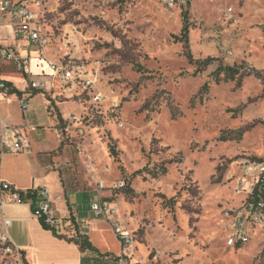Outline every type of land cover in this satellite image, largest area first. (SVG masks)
<instances>
[{"label": "crops", "instance_id": "0c3cea01", "mask_svg": "<svg viewBox=\"0 0 264 264\" xmlns=\"http://www.w3.org/2000/svg\"><path fill=\"white\" fill-rule=\"evenodd\" d=\"M30 1L32 11L45 21L50 42L43 49L32 46L26 34L15 31L11 17L0 13V22L4 23L0 46L13 48L28 61L25 73L19 72L15 63L6 62L3 78L23 87L25 74L45 78V73L50 72L48 63L73 53L89 60L87 69L91 75L99 64L96 52L90 48L94 43L92 37L100 38L102 33L89 24L90 18L85 17L80 0ZM66 2L72 8L81 7L82 13L74 18L68 16L72 9L64 8ZM200 3V6L193 4L194 9H210L204 0ZM128 4L125 19L118 18L114 23L117 28H124V39L109 33L102 36L115 40L118 46L135 42V52L165 57V63L171 61V52L178 56L180 44L170 39L185 27L183 10L169 9L160 0H135ZM230 7L231 18L227 16ZM91 11L101 12L96 7ZM104 15L109 16L106 12ZM189 36L194 55L215 54L216 49L205 32L194 30ZM228 50L232 54L225 57ZM185 62H190L188 56ZM223 64L241 69L249 66L264 72V0H223ZM184 82H188L186 78ZM229 82L234 86V80ZM241 90L250 93L242 97L243 109L238 116L234 115L238 119L230 129H242L240 142L213 146L210 135L203 129V136L196 140L203 143L201 146L194 144V139L182 140L176 131L162 127L156 146L161 149H157L160 158L157 163L163 166L162 173L153 165L148 167L150 159L142 149H137L136 136L140 133H126L113 120L102 121V115L95 111L91 96L80 83L65 84L59 76L54 77L46 82L43 91L32 95L25 111L15 93L11 103L0 94V131L6 145L0 173L20 189L48 187L53 210L64 222L57 233L33 215L30 205H6L3 213L12 221L8 228L12 241L30 264H120L108 257L123 252L110 221L94 219L88 230L80 225L79 219L91 215V196L95 199L103 196L117 209L116 219L134 235L124 251L133 262L154 261L156 256L164 264H222L225 252L229 251L236 263L241 257V264L247 260L253 264L264 251L261 225L251 229L247 244L236 248L227 243L234 233L235 217L226 213L240 207L247 198L244 190L237 189L243 178L241 153L264 157V124L259 121L264 119V91L253 76L243 79ZM94 92H103L106 96L103 110L110 108L115 96L109 85L99 81ZM238 105L227 107L234 109ZM72 113L89 119L71 121ZM164 114L159 118L162 126L164 122L172 125L173 119ZM15 126L22 128L24 134V148L20 151L14 149ZM83 129L84 135L80 134ZM110 138L123 151L127 189H110L125 179L119 174L111 179L110 175L118 173V169L108 148ZM146 138L149 140L150 135ZM73 152L77 153L79 172L74 175L75 188H69L64 180L71 179L67 170L74 167ZM99 181L104 182L106 189H99ZM82 230L88 231L90 243L84 249L76 240Z\"/></svg>", "mask_w": 264, "mask_h": 264}, {"label": "rangeland", "instance_id": "374dc122", "mask_svg": "<svg viewBox=\"0 0 264 264\" xmlns=\"http://www.w3.org/2000/svg\"><path fill=\"white\" fill-rule=\"evenodd\" d=\"M134 1L118 0L114 3L112 0H80L79 5L86 10L85 17L90 18L89 24L95 25L102 35L109 33L124 39V28L122 26L117 28L114 23L118 18L125 19L124 14L129 6L128 2ZM204 1L210 9L203 11L199 8L194 9L193 4L199 3L200 6L201 0H192V9L187 13L181 12L184 24L189 30L187 33L181 30L177 35H172L171 42L180 44V48L177 51L178 56L174 57L171 52V61L166 63L165 57L154 56L144 51L135 52L133 50L137 46L135 42L118 46L115 40L102 35L100 38L97 35L92 37L94 43L90 48L96 52L99 60L97 69L92 70L98 72V82L107 83L110 90L114 92V98L121 102V121L125 127L119 129L126 133H140L136 136L137 149H142L144 156L150 159L148 167L153 165L159 173L163 172V166L157 163L160 159L157 149H161L156 146L160 142L162 127L176 131L177 136L182 140L194 139V144L201 146L203 143L198 144L196 140L203 136V129L210 135L209 141L213 146L228 141L240 142L242 129H230H233L238 119L234 115L238 116L243 109L242 97L250 93L248 90H241L243 79L253 76L264 91V72L250 69L249 66H245L240 73L235 75L228 74L226 71L218 74V68L223 64V0ZM65 7L72 9L68 13L71 18L82 13L81 7L72 8L69 2H66ZM94 7L100 8L101 12H92L91 9ZM105 12L109 15L108 17L104 15ZM194 30L206 33V38L216 49L215 54L203 57L192 53L189 34ZM187 55L192 56V63L185 62ZM209 57L212 60L205 66L202 65V62ZM78 58H81L84 68L87 69L89 60L81 55H78ZM190 64L193 65L190 66ZM48 68L50 72L46 71L45 78H38L44 84L53 81L57 76L51 70L50 63H48ZM185 78L188 82H184ZM230 80H234V86L231 85ZM233 103L239 104L237 108L229 107ZM164 113L173 119L172 125L164 122L162 126L159 118L165 115ZM72 114L80 117L78 113ZM259 121L264 124V119ZM147 134L150 135L149 140L146 138ZM110 139L108 148L118 169V173L114 171L110 175L111 179H116L118 174L120 177L124 176L129 188V181L126 178L128 176L124 174L127 166L124 162L123 151L113 138ZM244 154L241 153L240 157ZM72 157L74 167L67 170L71 179L64 180L69 188H75L73 179L74 175L79 172L77 153L73 152ZM225 253L227 256L224 260L222 259V264H241V257L236 263L231 252L226 251ZM246 264L252 263L247 260ZM253 264H264V254Z\"/></svg>", "mask_w": 264, "mask_h": 264}, {"label": "built area", "instance_id": "2783aa9c", "mask_svg": "<svg viewBox=\"0 0 264 264\" xmlns=\"http://www.w3.org/2000/svg\"><path fill=\"white\" fill-rule=\"evenodd\" d=\"M30 0H0V13L3 16L11 17L10 24L15 28L17 33L26 34L32 46L43 49L49 44V31L46 30L43 17L36 16L30 7ZM160 2L169 9L179 8L187 13L192 9V0H160ZM233 8H228L227 16ZM199 19V18H198ZM4 26L0 22V29ZM232 54L228 50L225 57ZM6 62L16 64L19 72L25 73L27 60L11 47L0 46V94L7 103L13 101L14 93L25 111L29 107L30 98L35 92L43 91L45 84L30 74H25L23 87H19L15 83H11L3 78V65ZM51 70L59 76L62 81L67 83H80L84 92L91 96L95 111L98 115H102L104 122L115 121L120 128H124L125 124L121 121V102L117 98L112 99L110 108L103 110L106 96L103 92H94L98 83V72L93 71L90 75L88 69L84 68L81 58L76 54H70L57 63H50ZM96 113V112H95ZM93 118L96 116H92ZM71 121L85 122L86 116L78 117L71 115ZM14 133V149L20 151L24 148V134L22 128L15 126ZM86 130H80V134L84 135ZM106 135V133H105ZM5 137L0 131V166L2 157L5 153ZM241 171L243 178L241 179L237 189L244 190L247 198L244 204L234 210L227 211V215L234 216L235 228L234 233L228 238L227 243L231 247H240L247 244L251 239V229L257 225L264 228V157L255 158L247 153L241 157ZM99 189H106L103 181H99ZM128 188L126 180L118 182L117 187L110 188ZM60 198V197H58ZM26 203L30 205L33 215L41 222L45 223L55 232L61 231L63 228V220L57 216L52 207L50 199V190L48 187H34L30 189H20L14 183L5 180L0 173V264H30L19 248L12 241L8 228L11 226V219L3 213L6 205H16ZM91 215L81 218L80 225L90 228L94 219L105 218L113 224L115 233L122 243L123 252L119 256L109 255L108 257L114 262L120 264H164L156 260L150 262H133L124 252L132 243L134 235L128 231L122 222L116 219L117 209L112 206L111 201L101 196L90 199ZM82 230L79 235L88 236V231ZM264 254V251H263Z\"/></svg>", "mask_w": 264, "mask_h": 264}, {"label": "trees", "instance_id": "16d2710c", "mask_svg": "<svg viewBox=\"0 0 264 264\" xmlns=\"http://www.w3.org/2000/svg\"><path fill=\"white\" fill-rule=\"evenodd\" d=\"M188 30H189V28H188V26H185L184 28H183V31L185 32V33H187L188 32ZM188 57H189V59H190V62L192 63L193 62V58H192V56L191 55H187ZM212 60V58L211 57H209V58H207L206 59V61L205 62H202V65H206V64H208L210 61ZM240 70H241V68L239 67V66H230V65H224V64H222V65H220V67L218 68V74H220V73H222L223 71H226L228 74H232V75H235V74H238V73H240ZM43 223V222H42ZM44 224V226L46 227V228H49L47 225H45V223H43ZM74 240V239H73ZM77 240V242H79L80 244H81V247L84 249V248H86V247H88V246H90V243H89V241H88V236H83V235H80L79 236V238L78 239H76Z\"/></svg>", "mask_w": 264, "mask_h": 264}]
</instances>
